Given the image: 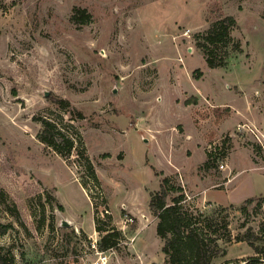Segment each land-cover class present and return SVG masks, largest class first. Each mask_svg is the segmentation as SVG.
I'll use <instances>...</instances> for the list:
<instances>
[{"label":"rangeland","instance_id":"obj_1","mask_svg":"<svg viewBox=\"0 0 264 264\" xmlns=\"http://www.w3.org/2000/svg\"><path fill=\"white\" fill-rule=\"evenodd\" d=\"M226 15L241 51L211 68L200 34ZM39 118L83 144L63 158ZM166 177L185 207L222 206L212 234L232 238L214 264L256 255L239 237L264 223V0H0V247L14 264H168L150 209Z\"/></svg>","mask_w":264,"mask_h":264},{"label":"trees","instance_id":"obj_2","mask_svg":"<svg viewBox=\"0 0 264 264\" xmlns=\"http://www.w3.org/2000/svg\"><path fill=\"white\" fill-rule=\"evenodd\" d=\"M72 19L77 23H86L90 19V14L87 10L79 8L72 15ZM236 25V18L232 15H226L213 20L209 27L200 34L199 47L209 67L227 66L231 54L241 51V44L234 41L232 36V31ZM60 104L63 107L69 105L63 99H60ZM78 113L82 117L83 114ZM39 119L42 129L37 134L38 139L63 158H69L73 150L79 146L78 143L83 144L79 132L72 134L54 121ZM85 158L89 171L97 180L93 164L87 156ZM171 189L183 191L181 186L171 188L170 179L163 178L158 191L152 194L150 200V209L159 218L157 233L164 240L163 250L168 256V264H214V257L218 254L215 247H219V240L224 239L225 242H228L232 238L231 233L228 234V230L222 236L212 234L219 231V223L214 213L222 209V206L213 212L201 208H187L183 204L186 199L185 194L182 192L173 196L170 192ZM255 200L254 197L245 199L239 208L240 211H249ZM258 200L261 202L264 200V196ZM10 227V224L0 222V233H6ZM98 227L99 230H102L100 226ZM224 228H227V224H224ZM116 234H120V232H112L104 236L100 242V247L108 249L116 246L118 243ZM239 239L248 241L254 248L256 255L245 258L242 262L241 260L226 261L222 264H264V223L259 235L249 230ZM0 264H14L13 252H4V248L0 247Z\"/></svg>","mask_w":264,"mask_h":264},{"label":"water","instance_id":"obj_3","mask_svg":"<svg viewBox=\"0 0 264 264\" xmlns=\"http://www.w3.org/2000/svg\"><path fill=\"white\" fill-rule=\"evenodd\" d=\"M48 93L49 92L47 91L45 94L48 95ZM62 224L65 225V226H67V225H69V222L67 220H63L62 221Z\"/></svg>","mask_w":264,"mask_h":264}]
</instances>
